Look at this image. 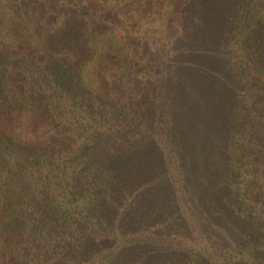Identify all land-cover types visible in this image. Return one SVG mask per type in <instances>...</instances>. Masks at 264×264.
<instances>
[{
  "label": "trees",
  "instance_id": "trees-1",
  "mask_svg": "<svg viewBox=\"0 0 264 264\" xmlns=\"http://www.w3.org/2000/svg\"><path fill=\"white\" fill-rule=\"evenodd\" d=\"M187 1L0 0V264H264V0L227 19L211 160L160 199Z\"/></svg>",
  "mask_w": 264,
  "mask_h": 264
},
{
  "label": "rangeland",
  "instance_id": "rangeland-1",
  "mask_svg": "<svg viewBox=\"0 0 264 264\" xmlns=\"http://www.w3.org/2000/svg\"><path fill=\"white\" fill-rule=\"evenodd\" d=\"M239 0H197L190 11L194 16L192 21L184 24L185 36L177 35V28L170 30L169 38L171 43L168 51L171 53L169 61L173 67L176 65L173 75L179 81V86L183 88V93L175 95V103L177 99L180 102V111L185 113L183 120H180L179 125L181 130L178 133L185 132L186 138L173 142V148L178 150V155H169L166 150V145L162 146L157 156V172L159 175V193L162 202H168V199H173L176 191V183L178 175L185 172L188 180L190 177H195V169L198 171L200 162L208 165L211 149L210 137L207 131L214 125L213 118L221 112L222 107L214 101L218 94L225 100L229 98L230 88L225 86L221 90L214 89L213 79L210 74H216L217 79L225 84L223 70L226 65V57L219 54L221 42L224 41V32L227 29V19L232 16L235 6ZM187 7L189 6L186 0ZM185 8V7H184ZM183 12V11H182ZM198 16V20H197ZM180 18H182L180 16ZM179 19V18H178ZM164 37L150 39L151 45H159L163 43ZM168 41V40H167ZM169 41V42H170ZM196 44V51L189 50L186 54H182V50L188 46ZM216 48V49H215ZM215 49V52H213ZM218 54H217V53ZM186 61L182 65L180 62ZM216 85L219 83L216 81ZM188 130H187V129ZM194 133L200 137H205L208 150L203 153L201 145L195 143ZM203 151H202V150ZM182 161V162H180ZM187 178L181 177L179 180L186 182ZM169 205V204H167ZM166 206V205H164Z\"/></svg>",
  "mask_w": 264,
  "mask_h": 264
}]
</instances>
